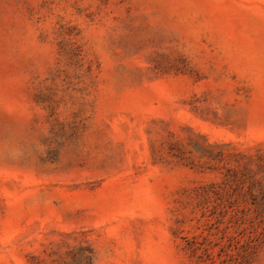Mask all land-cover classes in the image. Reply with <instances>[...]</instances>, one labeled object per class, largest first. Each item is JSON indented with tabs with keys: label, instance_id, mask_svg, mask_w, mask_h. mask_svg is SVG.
I'll return each instance as SVG.
<instances>
[{
	"label": "rangeland",
	"instance_id": "obj_1",
	"mask_svg": "<svg viewBox=\"0 0 264 264\" xmlns=\"http://www.w3.org/2000/svg\"><path fill=\"white\" fill-rule=\"evenodd\" d=\"M0 264H264V0H0Z\"/></svg>",
	"mask_w": 264,
	"mask_h": 264
}]
</instances>
